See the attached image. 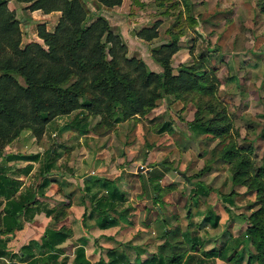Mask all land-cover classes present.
Segmentation results:
<instances>
[{
  "label": "rangeland",
  "instance_id": "1",
  "mask_svg": "<svg viewBox=\"0 0 264 264\" xmlns=\"http://www.w3.org/2000/svg\"><path fill=\"white\" fill-rule=\"evenodd\" d=\"M85 1L92 12L98 10L94 0ZM176 1L178 4L171 8L174 14L178 9L185 10V0ZM189 1L192 3L190 11L197 17L198 31L191 32L186 21L183 23L180 48L172 54L170 61L177 71L183 65L199 61L203 53V65L218 77L214 94L204 96L191 91L175 96L167 93L145 115L120 121H103L99 114L90 113L85 119L89 123L87 130L70 126L75 112L57 117L54 126L46 127L40 136L29 128L22 129L18 136L4 144L3 151L55 149L56 164L48 173L50 184L45 194L37 198L56 210L50 216L38 212L33 220H24L25 231L19 235L14 232L8 242L11 251H17L31 238H38L45 227L55 226L70 231L61 244L60 258L66 255L70 261L79 238L85 236L86 254L91 261L105 257L108 247L124 246L133 264H139L158 252L165 239L180 250L197 249L199 253L220 246L226 240L229 242L231 237L244 230L247 223L243 214L256 208V205L251 209L248 207L256 200V189L233 180V163L245 156L251 174L258 172L257 167H264V1ZM131 2L134 4V0ZM165 2L169 1H164V6ZM132 5L124 12L122 25L127 27L123 32L104 16L126 44L127 56L141 58L150 69L160 71L161 66L151 49L162 42L160 39H167L166 28L172 26L176 17L163 14V22L157 27L160 35L156 40L147 41L131 33V25L126 19L138 15L139 20L148 24L153 21V15L149 13L154 14V10L159 15L164 7ZM18 12L19 9L15 14L22 30V45L37 40L33 37L38 35L37 22H44L46 28L52 30L59 18L55 20L54 16L55 23L48 28L47 21L36 20L27 9ZM39 41L43 42L41 38ZM18 78L23 83L22 77ZM198 108L204 117H223L219 122L228 125L227 130L219 135L191 131L187 121ZM164 120L170 121V129L157 131ZM231 145L239 150L235 160L223 156L224 149ZM10 163L22 167L27 162ZM38 165V161L33 162L28 174L13 173L21 179L22 190L39 181ZM180 172H184L188 180ZM105 178L112 179L124 191V203L117 208L129 207L130 221L100 228L96 225L98 213L89 216L90 196L105 192V187L100 185ZM195 181L211 187L208 195L195 192ZM217 192H232V215H228ZM206 209L219 214L217 226L213 227L203 219ZM110 213L118 216L116 211ZM189 231L203 241L197 248L191 247V238L184 237ZM250 250H253L252 246L244 248V257L239 264H246ZM208 264H229V261L208 258Z\"/></svg>",
  "mask_w": 264,
  "mask_h": 264
},
{
  "label": "trees",
  "instance_id": "2",
  "mask_svg": "<svg viewBox=\"0 0 264 264\" xmlns=\"http://www.w3.org/2000/svg\"><path fill=\"white\" fill-rule=\"evenodd\" d=\"M7 1L0 0V205H3L0 212V262L133 264L124 246L108 247L105 257L91 261L86 254L85 236L79 238L70 261L66 255L60 258L61 244L70 235V231L62 227H45L39 239L31 238L17 251H11L8 242L15 230L22 228L24 220H33L38 212L50 216L56 210L37 198L45 194L50 184L48 173L56 164V151L48 147L43 152H4L3 146L24 128L40 136L46 127L54 126L57 117L73 112L70 126L87 130L89 123L85 119L90 113L99 114L103 121H120L145 115L167 93L180 96L196 91L204 96L213 95L218 77L203 65V53L199 61L183 65L177 71L170 61L172 54L180 48L183 23L186 21L187 26L196 31L197 17L190 11L192 3L185 0V10L176 12L172 26L166 28L169 39L152 47V55L161 66V70L156 71L141 58L127 56V46L115 27L100 12H92L85 0H16L28 3L24 7L29 10L41 9L45 13L60 10L52 30L47 29L44 22H37V34L42 43L32 40L24 45L21 44L19 19L15 10L8 8ZM95 1L99 6L110 8L122 0ZM164 1L155 0L159 5ZM177 2L174 0L166 5L163 12H169ZM134 4L142 7L145 0H134ZM160 23L161 19H156L151 25L137 29L135 34L151 41L159 36L157 27ZM18 76L22 77L23 83ZM199 111L198 108L193 118L187 121L191 131L219 135L227 130L228 125L219 122L223 117H204ZM168 129L170 121L164 120L156 130ZM238 155L239 150L234 145L223 151L225 159L235 160ZM19 160L27 163L22 167L10 163ZM35 161L39 163L36 173L39 181L22 190L21 179L13 173L28 174ZM233 169L235 182L247 183L248 187L256 189V200L248 206L251 209L256 205V208L243 214L247 225L240 235L197 253L194 248L203 241L199 235L189 231L184 233V237L191 238L194 251L180 250L165 239L158 252L150 254L139 264H208V258L239 264L244 257V248L249 246L253 250L248 251L246 264H264V167H257L258 172L251 174L249 160L242 156L233 163ZM194 184L198 195H208L210 186L201 181ZM100 185L105 187V192L98 196L95 192L90 196L92 207L89 216L98 213L96 225L107 228L120 221L129 222V207L117 208L124 203V191L112 179L105 178ZM217 193L228 215H232V192ZM110 211H116L118 216ZM219 218V214L211 209L203 213V219L213 227L218 225Z\"/></svg>",
  "mask_w": 264,
  "mask_h": 264
},
{
  "label": "crops",
  "instance_id": "3",
  "mask_svg": "<svg viewBox=\"0 0 264 264\" xmlns=\"http://www.w3.org/2000/svg\"><path fill=\"white\" fill-rule=\"evenodd\" d=\"M165 1H167V0H165ZM169 2H165V4L167 5L168 3L170 4L172 1H174V0H168ZM94 2H96L95 0H94ZM145 4L142 6V8H144V7H147L148 6V8H150L151 6H155V7H158V6H162V7H164L165 8V6H164V3H163V5H159V4H157L156 2H155V0H145ZM132 2H131V0H122L121 1V3L119 4V5H116V6H113V7H110V8H106V7H104V6H99L97 3H95V5H97V7H98V10L96 11V12H100L101 14H103V15H105L108 19H110L113 23H115V25H117V29L118 30H120V31H124V29H126V27H123V25L122 24H124V12H127V8L130 6V5H132L131 4ZM28 3H25V2H19V1H16V0H8L7 1V6H8V8L9 9H14L16 12H17V9H19V12L20 11H24V10H26L27 8H25L24 6H26ZM178 4V3H177ZM132 6H134V4L132 5ZM176 6V5H175ZM142 8L140 9L141 10V12H144L143 10H142ZM122 10V11H121ZM149 10V9H148ZM147 10V11H148ZM165 9H162L161 11H159L160 12V14L159 15H157L156 14V12L154 11V10H152L153 12H154V14L153 13H149V15L151 14V15H153V21L152 22H150V23H148V24H146V23H143L142 22V20L140 19L139 20V17H138V15H136V16H134V18H133V16H128V19H126V22H128V25L130 24L131 25V30H132V32L131 33H134V35L136 36V34H135V31L137 30V29H139V28H141V27H143V26H146V25H151L156 19H161V18H163L162 16H163V14H166V15H171V16H174L175 15V17H176V14H174V11L173 10H171L170 9V11L169 12H163ZM180 9H178V11H179ZM27 11L29 12V14L31 15V16H34L33 18H35L36 20L37 19H42V20H44V21H47L46 23H47V27L48 28H50V24H54L55 23V21H53V17L55 18V20L59 17V15H60V11L59 10H52V11H50V12H48V13H45L43 10H41V9H34V10H29V9H27ZM177 11V12H178ZM18 12V13H19ZM48 16H52L50 19H48L49 17ZM113 18H114V20H113ZM117 18V19H116ZM119 20V21H118ZM121 20V21H120ZM175 20V19H174ZM121 22V23H120ZM163 22V21H162ZM161 22V23H162ZM160 23V24H161ZM173 24V23H172ZM122 25V26H121ZM195 29H196V31H198V27H197V25L195 26ZM182 31L184 32V26H182ZM190 31L191 32H196L195 30H192L191 28H190ZM183 32L181 33V35L179 36V39H180V41H181V38H182V35H183ZM122 34H124V33H122ZM167 34V39H169V34L168 33H166ZM160 35V34H159ZM33 37H35V38H37V41H39V36L38 35H33ZM158 37H156L155 38V40L157 39ZM167 39H160V42L162 41V42H164V41H166ZM159 41V40H158ZM15 152H17L16 150H15ZM23 152V151H22ZM24 225V224H23ZM52 227H55V226H52ZM57 228V227H56ZM25 231V228H24V226H22V228H20V229H18V230H15V233H17L18 235L19 234H22V232H24ZM14 233V234H15ZM40 237V236H39ZM39 237L38 238H36V239H39ZM28 242V241H27ZM24 244V243H23Z\"/></svg>",
  "mask_w": 264,
  "mask_h": 264
},
{
  "label": "water",
  "instance_id": "4",
  "mask_svg": "<svg viewBox=\"0 0 264 264\" xmlns=\"http://www.w3.org/2000/svg\"><path fill=\"white\" fill-rule=\"evenodd\" d=\"M184 177H185V179L187 180L188 179V177L185 175V173L184 172H180ZM90 175H88V177H89Z\"/></svg>",
  "mask_w": 264,
  "mask_h": 264
}]
</instances>
